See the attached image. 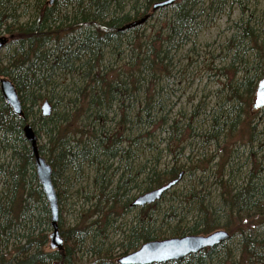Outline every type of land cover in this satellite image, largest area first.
Masks as SVG:
<instances>
[{
  "label": "trees",
  "instance_id": "trees-1",
  "mask_svg": "<svg viewBox=\"0 0 264 264\" xmlns=\"http://www.w3.org/2000/svg\"><path fill=\"white\" fill-rule=\"evenodd\" d=\"M161 1L57 0L49 6L47 0H35L30 17L21 21V6L0 0V37L9 39L0 79L12 82L23 109V117L16 116L0 93V140L14 137L19 146L12 147L8 165L0 167L5 177L0 191V264H117V257L148 242L221 230L230 235L229 242H237L232 264H264V168L255 166L245 174L240 167L236 180L226 171L232 150H224L222 158L204 151L191 158L189 153L196 140L220 147L235 138L245 118L264 112L252 110L264 76L263 16L257 19L249 6L258 0H210L209 8L205 2L199 7V0H186L167 8L172 19L156 36L144 40L139 27L125 29L147 15L152 18L153 6ZM234 2L241 15L225 47L223 61L229 60L220 69L227 79L232 77L223 102L228 109L207 116V129L198 133L193 127L196 111L174 116L169 98L160 97L168 93L161 84L172 76V52L196 45L194 32L202 16L220 8L228 9L231 19ZM45 101L52 107L50 118L41 114ZM27 124L38 138L40 156L52 168L58 205L64 198L59 188L64 178L71 198H83L82 217L73 227H62L59 209L61 250H44L53 232L51 212L24 138ZM251 124L247 122L252 145L258 127ZM182 160L186 163L180 164ZM215 160L221 175L218 198L203 191L199 179L184 193L173 190L160 202L137 209L123 234L120 255L114 256L115 248L100 241L108 219L136 209L131 207L134 193H148L182 172L184 177L189 172L196 176ZM170 194L189 205L190 212L171 207L160 215ZM216 249L207 250L206 256ZM194 259L203 264L198 255L173 264H192Z\"/></svg>",
  "mask_w": 264,
  "mask_h": 264
},
{
  "label": "rangeland",
  "instance_id": "rangeland-1",
  "mask_svg": "<svg viewBox=\"0 0 264 264\" xmlns=\"http://www.w3.org/2000/svg\"><path fill=\"white\" fill-rule=\"evenodd\" d=\"M15 1L21 6V12H18L17 15H25L21 21H26L32 13V9L30 10L31 3L35 0ZM207 2H210V0H199V7H203L204 3V7L207 8ZM234 3L231 19L228 17L229 10L226 9L221 11L220 8L209 10L207 12L208 16H202L201 22L198 25L197 30L194 32L195 36L193 39L196 41V45H189V47L184 50L172 52L171 55L176 57L171 69L172 76L167 80L165 79L161 84V86L167 87L169 94L166 93V96L164 93L160 97L169 98L167 99V104L171 103L173 105L172 111L174 116H178L181 112L191 114L196 111L197 114L195 116L193 127L198 129V133H200L201 130L204 131L207 129L208 125L205 122L208 118L207 116H211L210 114L214 112H219V108L220 111H222L221 108H223V111L228 109V106H224L223 102H225L227 97V85H229L232 77L229 76L227 79L226 76H223L220 69L229 60L227 59L226 61H223L227 56L225 47L228 45V41L233 34V26L241 15L240 5L236 4V2ZM249 6L251 7V10L256 11L257 19L263 16L262 20L264 22V0H258L257 4L251 3ZM215 7H217V5ZM26 11L28 12L25 14ZM172 16L173 12L171 9H161L157 11L149 21L139 27V36L145 40V38L149 36H156L163 31H166ZM189 49L194 50L189 51ZM7 53V47L0 53V61L3 64L7 62ZM246 55L254 54L247 53ZM239 78L240 75L237 76L236 79ZM247 122H251L252 127L254 125H257L258 127L257 130L253 131L255 134L252 136V145L249 143L251 130L249 131ZM17 142L16 138V143H14V137L7 138L4 141H2V139L0 140V167L8 165L11 161L12 147L15 144L16 148L19 147ZM42 142H44V140H42ZM203 147L204 150H202ZM226 149L229 151L232 150L233 152L231 164L227 167L226 171H232L236 180H238V177L240 176L237 173L240 167H242L240 170L245 174L250 170L255 171V166L260 167L261 165V167L264 168V112H259L254 118H245L243 124L239 125L235 138L226 141L225 143H221L220 147L215 146L214 144H204L202 140L200 142L199 140H196L190 148L189 153L191 151V158L192 156L194 158L196 154L202 153V151L209 155L223 157L226 152H229L226 151ZM224 150L226 152H224ZM169 161V157L164 159V163L166 164ZM185 163V160L180 162V164ZM216 163H218V160H215L207 166H203L205 171L196 173V176L193 172L187 173L183 181L174 189V191L177 193H184L200 179L204 184L203 191L210 193L213 199H216V197L218 198L220 195L218 181L220 180L221 175L218 172L219 167ZM1 173H3V170ZM2 176L3 175L0 174V191L2 188L1 182L4 181L5 178H2ZM64 179H61L59 182V188L64 197L63 202L59 205V209L62 219L61 225L64 229H68L69 227H73L82 217L80 212L83 198L79 202H77L76 199H72V192L69 191L70 183H66ZM83 184V187H88L87 182H84ZM139 194L140 193H134L133 195L138 197ZM165 200L166 202L163 205L160 215L169 211L171 207L172 209H177L178 213H187V210L189 211V205L181 204L179 199H177V196L170 194ZM157 213L158 211L156 214ZM137 214L138 210L132 209L131 211L121 213L119 216H112L106 222L107 225L102 228L105 231V235L99 236L100 241L107 242V246L115 248L113 251L114 256L121 254V252L118 251L121 249L119 245L124 238L123 234L126 232L130 223H132L131 221H135ZM236 243V240L228 241L218 247L211 256H206L208 251H204L198 256L202 257L203 264H232L234 260V257L232 256L237 254L238 249ZM50 248L49 239L48 245L44 250L48 251ZM119 258L117 257V260ZM85 259L87 260V258ZM192 264H199V262L194 259L192 260Z\"/></svg>",
  "mask_w": 264,
  "mask_h": 264
},
{
  "label": "water",
  "instance_id": "water-1",
  "mask_svg": "<svg viewBox=\"0 0 264 264\" xmlns=\"http://www.w3.org/2000/svg\"><path fill=\"white\" fill-rule=\"evenodd\" d=\"M57 0H49L48 5L53 6ZM186 0H165L156 3L152 8V13H156L161 9L172 7L176 3ZM152 15V14H151ZM147 15L141 20L132 23L125 29L138 28L144 25L151 17ZM9 39L0 37V53L8 45ZM0 93L4 101L10 106L13 113L18 117H23V109L20 98L17 94L15 86L8 79L0 80ZM264 109V77L258 83L255 100L252 105L253 111ZM41 113L44 118L52 116V107L48 101L41 106ZM26 141L30 144L35 160V168L38 182L42 188V192L49 204L51 212V225L53 233L50 236L51 248L61 250L63 248V239L60 236L59 222V205L56 191L52 184V168L46 160L40 156L38 152L37 136L33 128L27 124L24 129ZM184 173H180L178 178L148 193L135 198L131 204L132 208L141 209L151 206L159 201L173 189H175L183 180ZM230 239V235L224 231H216L207 236H185L181 238H172L162 241H152L143 244L137 251L125 255L118 259L117 264H170L183 261L190 256L198 255L205 250H212L226 243Z\"/></svg>",
  "mask_w": 264,
  "mask_h": 264
},
{
  "label": "bare ground",
  "instance_id": "bare-ground-1",
  "mask_svg": "<svg viewBox=\"0 0 264 264\" xmlns=\"http://www.w3.org/2000/svg\"><path fill=\"white\" fill-rule=\"evenodd\" d=\"M150 19H151V17H150ZM149 19V20H150ZM139 21V20H138ZM137 22V21H136ZM133 23H135V22H133ZM132 24V23H131ZM134 29V28H133ZM42 106V105H41ZM40 110H41V108H40ZM42 114V113H41ZM30 125V124H29ZM31 126V125H30ZM32 127V126H31ZM24 138H25V136H24ZM26 140V139H25ZM37 141H38V138H37ZM28 143V142H27ZM37 144H38V142H37ZM30 146V145H29ZM31 148V147H30ZM31 151H32V149H31Z\"/></svg>",
  "mask_w": 264,
  "mask_h": 264
}]
</instances>
